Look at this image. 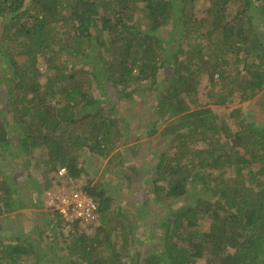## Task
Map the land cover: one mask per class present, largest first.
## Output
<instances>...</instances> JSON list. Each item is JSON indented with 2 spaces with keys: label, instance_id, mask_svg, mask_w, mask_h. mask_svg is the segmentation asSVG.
I'll use <instances>...</instances> for the list:
<instances>
[{
  "label": "trees",
  "instance_id": "16d2710c",
  "mask_svg": "<svg viewBox=\"0 0 264 264\" xmlns=\"http://www.w3.org/2000/svg\"><path fill=\"white\" fill-rule=\"evenodd\" d=\"M196 1L0 0V158L14 154L28 165L39 150L46 174L54 172L44 187L34 180L18 188L22 172L0 163V264H49L52 255L63 264H264V120L246 122L241 105L225 121L199 97L206 76L214 103L264 97V0H210L206 33ZM137 102L152 110L150 136L171 119L162 129L170 146L155 145L137 162L152 178L142 204L125 211L108 187L83 188L105 217L89 233L70 224L71 260L57 254L43 225L27 240L1 237V217L25 208L38 221L31 208L45 203L42 191L77 181L84 156L106 157L138 140L125 115ZM137 210L141 223L131 220ZM150 210L167 216L148 226ZM55 216L54 231L64 221Z\"/></svg>",
  "mask_w": 264,
  "mask_h": 264
},
{
  "label": "rangeland",
  "instance_id": "374dc122",
  "mask_svg": "<svg viewBox=\"0 0 264 264\" xmlns=\"http://www.w3.org/2000/svg\"><path fill=\"white\" fill-rule=\"evenodd\" d=\"M181 0H179L180 2ZM211 1L210 0H197L196 1V18L197 20L201 21V26L197 24L199 27L200 33H206L211 29V24L208 20L205 21V17L207 16L206 10L210 6ZM257 15L254 14V19ZM195 18V19H196ZM256 20V19H255ZM177 22H181V18L177 20ZM178 35V34H176ZM215 41V40H214ZM213 41V43H214ZM187 44V43H186ZM185 44V47L187 45ZM214 45V44H213ZM41 67L43 69H46V64H41ZM169 72V70H168ZM210 83L208 81V77H204L203 81L201 82V85L199 86V97H200V103L202 104L201 107H206L212 109L216 114H218L222 119L225 121L228 120V113L237 106H241L244 108V119L245 121H256L257 124H260L264 120V116L262 117L261 114L264 115V97L260 99V101H240L237 99L233 103L229 104H217L214 103L213 99L209 96L210 93ZM105 90L102 88H99L96 90L95 94L97 98H101L104 96ZM112 101L115 99H118L120 94L111 95ZM148 106V105H147ZM130 108V107H129ZM199 108V106H197ZM131 111L125 110V115L128 118L129 122V129L136 132L138 135H140V138L134 142H131L129 144H121L119 145L114 151L109 153L108 156L103 157L101 155H92L88 154L84 156V160H86V170L82 173V175L77 178L78 180L76 183L80 187L87 188L90 185H97V189L100 190L102 187H108V191L112 192L111 194L115 196L116 201L120 203L124 208L125 211H128V207L134 211V204H130V202H134L137 200L140 204H142V198L145 195L146 191H149L147 188L152 181V178L146 177L144 173L142 172V166L138 163H145L150 157V154L153 151H157L154 149L153 146L160 145V149H165L166 147L170 146V141L165 139L162 136V129L171 121L169 118H165L164 121L158 126V132L154 134L153 136H150L148 134V131L150 130V115L153 114L152 110L146 109V106L143 105V107L139 104V102L135 103L131 108ZM143 109V110H142ZM140 110L141 114L136 116L135 112ZM263 119V120H262ZM262 120V121H261ZM233 129H235L234 126H232ZM127 133L129 131H126ZM168 144V145H167ZM200 147H206V143L204 141H200L199 143ZM11 148H17L15 147L16 144L11 145ZM147 148H150L149 150ZM153 149V150H152ZM10 153V150H8ZM116 152H120V155H117ZM132 152V153H131ZM41 153L39 150L34 152L32 156H30V164L25 160L16 158V156L13 154L9 158L7 156V159L2 157L0 158V163L2 164H10L12 163V166L14 167V171L17 174L19 171L22 172L21 176L15 177L16 184L18 188H21L20 186L27 188V181L34 182V180L40 181L41 184L44 187L45 183L49 180H51L54 172H48L46 174V165L45 160L42 158ZM135 153L132 157L131 154ZM10 155V154H9ZM137 159H134V158ZM140 160V162H139ZM158 160V158L153 159V163H155ZM138 162V163H137ZM137 164L139 165L137 167ZM131 166H136L139 172L135 174L133 170L131 169ZM17 167V168H16ZM97 172V173H95ZM142 172V173H141ZM31 173L32 178H26V175ZM56 179V178H55ZM133 179V180H132ZM58 181H55L53 184L57 183ZM147 182V184H145ZM129 185H131L129 187ZM202 191L200 187H198ZM197 189V192H198ZM24 191V190H23ZM21 189L19 192H23ZM42 191L43 194H41L42 199L44 193L46 192ZM207 194V193H206ZM15 198H19V196H16ZM43 202V201H42ZM135 203V202H134ZM118 206V205H117ZM175 206V205H174ZM174 209V207L172 208ZM31 210L37 211L39 216V220L35 221L32 220L30 215L26 212V209L16 211L14 213H11L7 218L1 217L2 222H4V229H3V235L1 237H4L5 240L10 239L17 234H20L25 240L30 238V236L35 237L38 233L40 234V225L46 226V236L49 237L48 241H51L54 244V249L57 250V254L67 256V260H71L75 255L71 256L72 252L69 253L70 249L69 246L73 244V234L70 233V228H72L70 225H67L64 221H60V224L62 225V229H58L54 231V229L51 227V222H53V217H56L52 211L44 202L43 205L40 208L32 207ZM29 211V210H28ZM125 211L122 212L121 219L124 222L125 221ZM51 212V214L49 213ZM130 214V211L127 212ZM151 214V215H150ZM169 214V213H168ZM131 215V214H130ZM138 210L136 211V214L132 215L131 220H137L139 223H141V220L138 219ZM149 218L146 220V225L148 226H154L157 223L159 224L162 221V218H165L167 216L166 213L164 214H155L152 210H150V213L148 212ZM114 216V215H113ZM60 217V216H59ZM105 215H100L98 220L96 222H93L91 224L92 228L97 224L103 223V218ZM10 219V221H9ZM12 221V222H11ZM10 222V225L8 224ZM3 225V224H2ZM81 228L89 233L92 232V229L87 227L84 224L80 225ZM149 228V227H148ZM94 229V228H93ZM72 234V235H71ZM10 237V238H9ZM159 238L157 239V246L160 249H163V244L160 242ZM131 251L135 252L136 250H139V247L130 245ZM52 255V253H49ZM77 255V253H76ZM54 258L51 259L49 264H63V262L58 260L56 256L52 255ZM78 256V255H77ZM208 253L205 252V256L207 257ZM44 260H48V258H45ZM204 262V259H199L198 263Z\"/></svg>",
  "mask_w": 264,
  "mask_h": 264
},
{
  "label": "built area",
  "instance_id": "2783aa9c",
  "mask_svg": "<svg viewBox=\"0 0 264 264\" xmlns=\"http://www.w3.org/2000/svg\"><path fill=\"white\" fill-rule=\"evenodd\" d=\"M66 172V168H60L59 175L63 176ZM69 181H71L70 184L58 182L55 187L47 191V205L60 212L64 216V220L69 223L76 221L85 225L93 223L99 217L98 203L71 177Z\"/></svg>",
  "mask_w": 264,
  "mask_h": 264
},
{
  "label": "clouds",
  "instance_id": "9594fccd",
  "mask_svg": "<svg viewBox=\"0 0 264 264\" xmlns=\"http://www.w3.org/2000/svg\"><path fill=\"white\" fill-rule=\"evenodd\" d=\"M57 183H58V182H57ZM57 183H55V184H57ZM83 188H84V187H83ZM84 189H85V188H84ZM47 191H48V190H47ZM47 191L44 193L45 196H46ZM44 201H45V204L47 205V203H46V197H44ZM47 206H48V205H47ZM48 207H49V206H48ZM49 208H50V207H49ZM50 209H51V208H50ZM52 211H53L54 214H56V213L58 212V211H55V210H53V209H52ZM99 217H100V215H99ZM99 217H98V218H99ZM97 220H98V219H97ZM97 220H96V221H97ZM96 221H94V222H96ZM65 222H67V221H65ZM79 222H80V221H79ZM67 223H69V222H67ZM70 224H72V223H69V225H70ZM81 224H82V223L80 222V225H81ZM91 224H92V223H91ZM91 224H88V225H91ZM84 225H85V224H84ZM88 225H86V226H88Z\"/></svg>",
  "mask_w": 264,
  "mask_h": 264
}]
</instances>
